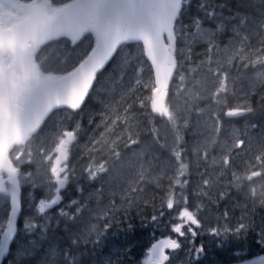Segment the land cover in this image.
<instances>
[{"label":"rangeland","instance_id":"1","mask_svg":"<svg viewBox=\"0 0 264 264\" xmlns=\"http://www.w3.org/2000/svg\"><path fill=\"white\" fill-rule=\"evenodd\" d=\"M257 3L256 9L255 3L245 8L249 9L245 17L215 15V28L172 23L166 29L163 39L172 63L171 77L162 91H166L167 114L154 111V96L160 95L153 91L148 63L141 46L128 42L120 45L107 66L93 77L95 82L82 99L89 108L83 103L72 110L46 107L36 124L19 133L1 157L0 169L6 170L15 162L20 171L29 164L34 170L30 177L19 178L26 186L12 247L22 250L20 257L26 253L31 264H140L144 259L148 264H159L150 251L145 256L153 234L169 236V223H177L173 217L184 209L203 208L198 218L205 229L215 225L219 216L222 223L224 210L218 205L224 201L229 214L236 213L229 223L251 213L264 224V214L253 209L254 202L261 207L264 199V176L261 170L248 169L244 160L264 145V124L242 122L238 129L230 120L225 125L221 121L231 110L249 111L248 119L252 117L250 97L264 100V0ZM88 8L60 14L65 23L53 31H70L77 39L83 34L82 44L73 51L60 42L41 53L38 75L29 73L38 87L25 118L92 51L95 32L90 28L87 34L81 31L97 24ZM254 12L256 16L251 18ZM199 44H208L206 54L195 50ZM1 77L2 87L10 89L8 94L0 92L5 97L0 106L7 112L12 86L3 67ZM76 110L84 113L86 130L65 117V112ZM42 122L43 127L33 134ZM68 131L74 138L68 145L67 160L60 164L64 168L60 178H68L62 193V206L68 215L59 216L52 210L66 224L62 227L65 236L60 237L44 231L45 220L40 223L35 204L40 195L47 193L51 198L54 194L52 169L64 151L61 140H67ZM241 141L243 147L239 148ZM29 160L31 163H26ZM219 177L228 179L225 187L232 191L230 197L213 193L211 187ZM0 187L3 227L12 187L10 183ZM73 200L79 203L71 205ZM261 210L264 212V207ZM161 211L164 218L156 225L143 220ZM26 218H35L40 227L26 231ZM106 223L110 227L105 235ZM181 239L183 246L171 253L170 264H239L247 253L235 236L217 247V238L202 234L196 244L202 242L206 254L201 261H194L187 241ZM236 251L242 255L236 256Z\"/></svg>","mask_w":264,"mask_h":264},{"label":"snow or ice","instance_id":"2","mask_svg":"<svg viewBox=\"0 0 264 264\" xmlns=\"http://www.w3.org/2000/svg\"><path fill=\"white\" fill-rule=\"evenodd\" d=\"M107 3L113 9L120 8L121 6L135 9L137 7H145L150 3V0H107ZM89 5L100 6L96 3V0H0V67H3L11 77L12 86L11 94L7 97V112L5 117L9 124L22 125L24 122L28 105L38 87L29 73L38 75L37 68L40 64L39 57L41 53L49 48V46L60 42H63V46L66 49L73 51L78 49L82 44L83 34L77 39L76 35L70 31H66L63 34L60 31H53L54 27L59 28L63 22L60 14L65 10L83 8ZM176 7L182 11L184 5L183 3H178ZM172 15L176 18L175 22L180 20L178 12L174 11ZM206 15L211 18L215 15V12L214 10H210ZM113 23L118 32L127 33L125 40L139 39L140 33L134 31V25L129 16L119 15ZM196 24L203 25L200 17L194 18L193 25L195 26ZM89 28L99 35L95 25L86 26L85 29L81 30L82 33L87 34V29ZM41 32L44 34L41 35ZM144 39L150 46L154 45V40H149L147 36ZM114 55L115 52H112L111 55L104 53L100 63L96 65V70L102 71ZM94 82V79L90 75L88 82L84 85L82 92L83 99L87 98L86 93L91 90L89 84ZM156 91L159 92L160 88L158 87ZM165 97L166 91L161 92L158 98L154 96V111L168 113L167 106L165 105ZM234 114L231 112L228 113V115ZM40 127H43V122L36 129H33V134L39 131ZM66 136L67 140H61V144L65 146L64 151L61 152L52 169V174L55 177L53 181L55 185L54 194L51 198H47V193L41 195L35 204V212L41 214L40 218L45 220L50 219L53 209H55V213L59 216L68 215L65 212V207L62 206L64 202L62 193L67 188L68 178H60L61 173L64 172V168L60 167V164L62 160L66 161L70 154L68 152V145L72 142L74 134L68 131ZM237 147L242 148L243 141L239 142ZM9 156L11 157V150L9 151ZM26 163H31V160L26 161ZM101 170L97 169V171ZM21 175L27 178L31 176V173H21L15 162L6 170L0 169V178L6 177V179L0 180V184L10 183L12 187L11 196L8 200L7 213L3 222L4 226L0 227V264H5L6 261L8 264H11L8 256L11 252L12 243L18 234L17 224L22 212L23 203L22 191L23 187L26 186L20 183L19 178ZM94 175L95 173H93ZM31 187L34 189L38 186L31 185ZM0 191H3L2 187H0ZM30 195L35 197V192L31 191ZM78 203L76 200L70 202L71 205H77ZM260 205L264 207V199H261ZM167 207L171 210L172 204L169 203ZM202 209L198 208L195 211L184 209L180 214L173 217L177 223H169L170 235L167 237H156L153 234V242L147 248L145 256L150 251L152 256H159L161 258L160 264H170L171 253L182 248L181 238H183V241H187L190 252L194 253L193 260L201 261L205 257L206 249L202 242L197 245L196 240L202 234L217 238V247H222L233 236L236 237L237 242L245 240L249 230L256 231V243L264 247V226L257 229L254 223L245 224L243 216L238 218L233 225L229 223L230 216L227 210H225L222 223L221 217L219 216L215 225L205 229L202 221L198 218L199 212ZM76 211L78 213L80 209L77 208ZM163 218L164 213L161 211L159 215L153 214L143 218V220H147L151 224L156 225L157 221L163 220ZM39 227L40 225L36 222L35 218L31 220L26 218L24 223L26 231L31 232ZM109 227L110 225L107 223L104 225L105 235ZM128 227L131 229V223L128 224ZM234 254L241 256L242 252L236 251ZM140 264H148V260L144 259ZM239 264H264V255H260L254 260L242 259L239 261Z\"/></svg>","mask_w":264,"mask_h":264},{"label":"water","instance_id":"3","mask_svg":"<svg viewBox=\"0 0 264 264\" xmlns=\"http://www.w3.org/2000/svg\"><path fill=\"white\" fill-rule=\"evenodd\" d=\"M96 3L100 6L97 7L93 5L88 12L97 17L96 29L99 32V35L95 32L97 44L77 71L68 80L60 84L64 85L68 83L70 86L69 97L66 100L58 101V106L60 107H72L79 101L85 83L88 82L90 75L92 76L98 71L96 70V65L100 63L104 53L111 55L118 45L129 42V40H125L127 33H120L114 27L113 22L119 15L129 16L134 25V31L140 33L139 39L135 40L142 43L145 57L151 67L154 78V93H157L156 89L158 87L160 90L165 88L169 79L171 65L168 62L169 59L166 48H164L163 45L162 34L164 32V27L170 25L177 0H150V3L145 7H137L135 9H130L125 6L113 9L109 5L102 6V0H97ZM145 36H147L149 40H154L153 46H150L144 39ZM135 40L130 41L132 42ZM3 85L4 82H0V90L3 89ZM63 92L64 89L60 92L57 89L53 94L39 102L35 113L28 117L22 125L9 124L5 119L6 115L0 108V155L18 136L20 130L27 129L36 122L41 108L50 104L56 96ZM230 112L235 114L228 115ZM244 115H247L245 110H231L226 112L224 117L227 119H237ZM154 259L160 263L161 258L159 256L154 257Z\"/></svg>","mask_w":264,"mask_h":264},{"label":"trees","instance_id":"4","mask_svg":"<svg viewBox=\"0 0 264 264\" xmlns=\"http://www.w3.org/2000/svg\"><path fill=\"white\" fill-rule=\"evenodd\" d=\"M257 1L259 0H256V1H252V0H179L178 3H183L184 7L182 11L178 8L177 12L179 13L180 20L178 22H175V19H176L175 18L174 22L178 24L179 26H184V25L188 26V25L193 24V20L195 17H200V19L203 21L202 27H206L209 29L215 28L216 27L214 25L216 23V19L214 17L215 15L221 14L224 16V18H227V17L229 18L230 16L245 17L249 10V9L246 10L245 8H247V6L251 5L252 3H255L254 9H256L258 7ZM210 10H214L215 12V15L212 16L211 18H209V16L207 17V15L205 14L206 12H209ZM254 15L256 16V12H254V14L251 15V18ZM222 23L223 25L225 24L227 25L226 22H222ZM217 39H220L219 42L221 41V37L220 38L218 37ZM207 46L208 44L206 45L199 44L195 47V50L200 53L206 54L207 52L205 48ZM129 53H131V48H129ZM249 102L251 104L250 112L252 114V117L248 119L246 117V118L230 120V123L234 124L235 127H237L238 129L242 128V122H244L245 125L247 124L249 126H257L261 123L264 124V100H260V99L258 100L255 96H251ZM82 106L84 107V103L82 104ZM84 108H89V107L86 105ZM81 111L82 110H77L72 113L65 112V117H69L70 121H73L76 124H78L81 130H86L87 128H85V122L83 120L85 116H84V113ZM221 121L223 124L227 122V120H225L224 118ZM244 160L246 162L248 169H253V172L257 170H261L264 176V145L259 147L257 150L253 151V153H249L245 157ZM20 172L21 173H29V172L33 173L34 170H33L32 165L29 164L27 166H22ZM228 182H229L228 179L219 177L218 180H216L215 183L211 187V189L214 191L213 193L215 194L216 192H219V195L223 197L224 196L230 197L232 194V191L229 190L230 188L228 189V187H225V185L228 184ZM222 188L224 189L222 190ZM216 194L218 195V193ZM65 201H66V198H65ZM253 204L257 205L255 202ZM255 205L253 206V209L256 210L257 212H261L262 214H264V212L261 210L262 207L255 206ZM218 208L223 209L224 211L227 210V212L229 213V207L225 204V201L224 203L220 202L218 205ZM235 215L236 213L234 212L232 214H229L230 216L229 221H231L232 218L235 217ZM43 220L45 219L40 218L39 219L40 223ZM232 223L234 225L236 221H233ZM244 223L245 224L254 223L257 229L264 225L263 223H258L256 221V214H251V213H248V215L244 218ZM64 225L66 226V224H63L59 220V218L55 216L54 211H52L50 215V219L45 220L44 229H46V232H50L60 237H64L65 232L62 229ZM61 229L63 230L64 233L62 232ZM256 239H257L256 231L249 230V232L247 233V238L241 241L242 245L247 249L246 256L243 259L252 260V259L257 258L260 255H264V247L259 246L256 243ZM21 251L22 250H19L15 247H11V252L9 253V256H8V260L11 261V264H31V260L27 258L26 253H23L22 257H20ZM16 254L18 255L16 256ZM5 264H8V262L6 261Z\"/></svg>","mask_w":264,"mask_h":264},{"label":"bare ground","instance_id":"5","mask_svg":"<svg viewBox=\"0 0 264 264\" xmlns=\"http://www.w3.org/2000/svg\"><path fill=\"white\" fill-rule=\"evenodd\" d=\"M104 3H106V4H108L107 3V0H104ZM161 94V92L159 93V95ZM0 100H3V96L2 95H0ZM0 163H1V159H0Z\"/></svg>","mask_w":264,"mask_h":264}]
</instances>
